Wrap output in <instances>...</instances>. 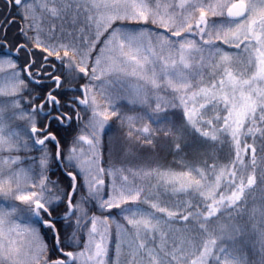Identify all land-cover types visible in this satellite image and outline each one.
Listing matches in <instances>:
<instances>
[{"label": "snow or ice", "instance_id": "1", "mask_svg": "<svg viewBox=\"0 0 264 264\" xmlns=\"http://www.w3.org/2000/svg\"><path fill=\"white\" fill-rule=\"evenodd\" d=\"M3 7L23 21V40L9 47V15L0 25V264H264V210L248 217L251 234L244 211L257 185L264 191V0ZM122 98L142 111H122ZM113 118L120 134L106 143ZM158 147L179 170L148 158Z\"/></svg>", "mask_w": 264, "mask_h": 264}, {"label": "trees", "instance_id": "2", "mask_svg": "<svg viewBox=\"0 0 264 264\" xmlns=\"http://www.w3.org/2000/svg\"><path fill=\"white\" fill-rule=\"evenodd\" d=\"M11 15L16 17V19L14 20V22L8 27V40L10 41L9 46L11 47L12 44H14L16 41L23 40V36L21 35V33L19 32V27L23 24V21L19 18V16L17 15L16 11L14 9H9V10H5V8L3 7V0H0V25H3L6 21V18ZM163 31V30H160ZM105 35H107V33H105ZM101 40H103V37L101 38ZM100 45H97V48H99ZM230 51H233L230 49ZM45 55V53H41L39 50H35V54H34V58L36 59L37 64L41 63V59L42 57ZM93 55H95V53H93ZM54 57H50V61L53 60ZM27 59V57L21 53L19 60L21 63H23L25 60ZM241 71H244V67L243 65L239 66ZM42 87V86H41ZM73 87L78 88L79 85H73ZM119 104L124 105L125 107L122 109V111L128 112L129 108L135 107L137 110L142 111V108L139 105H130L128 104L127 99L122 98L119 102ZM129 115H132L134 113L132 112H128ZM23 122L22 121H18L17 125H22ZM109 129H111V131L109 132ZM106 137H105V142H110L112 140H114L116 138V136H118L120 134V125L117 123L116 119L113 118V120L109 121V127L106 128ZM18 155L21 156V158L23 159L25 156L27 155H32V156H38L39 153L38 152H30V153H25L23 151H21L20 153H18ZM154 164L159 165L161 168H167V167H171L175 170H179L180 168V160L177 158V156L169 151V150H162L161 148H156L154 150V153L149 154L148 157ZM104 159H107V156L104 157ZM246 161H247V157H245ZM221 163H223V158L221 157ZM25 166L27 165L28 161H24ZM103 163V161H102ZM52 179H57L59 181H61L63 183L64 186L67 185V181L64 180L59 174H57V176H53ZM253 210H255V215H254V220H259L260 218V210H264V191H262L260 189V186L257 185V188L255 190H253V193L251 196L248 197V204H247V208L244 210L245 211V227L248 229L249 233H252V224H253V220L248 219V217L250 215H252ZM63 211V209H61V212ZM117 210H113L112 215H115ZM116 222L117 223H123V221L120 219V217L116 216ZM111 223V234H112V239L115 242L118 238L116 236V223L110 222ZM222 223L227 224V220L222 221ZM243 223V222H242ZM187 222H173L172 224V228L174 230H178L181 229L182 225H186ZM190 227V226H189ZM181 235L180 232L178 231H173L171 232V236L173 239L178 238ZM41 237L44 239V241L46 243L51 242L52 240V233L47 230V229H41ZM71 250V249H70ZM124 251V250H123ZM127 250H125L124 252H126ZM110 257L114 256V252H113V246L110 245V252H109ZM250 255V253H249ZM121 260H123V255L121 256Z\"/></svg>", "mask_w": 264, "mask_h": 264}, {"label": "flooded vegetation", "instance_id": "3", "mask_svg": "<svg viewBox=\"0 0 264 264\" xmlns=\"http://www.w3.org/2000/svg\"><path fill=\"white\" fill-rule=\"evenodd\" d=\"M10 47V46H9ZM49 60H50V58H49ZM52 63H56V65H57V67H56V71L57 72H59L60 71V64H59V62H56L55 61V58H53V60L51 61ZM49 82L47 81V78H45V80H44V84L43 85H41V86H44V85H47Z\"/></svg>", "mask_w": 264, "mask_h": 264}, {"label": "rangeland", "instance_id": "4", "mask_svg": "<svg viewBox=\"0 0 264 264\" xmlns=\"http://www.w3.org/2000/svg\"><path fill=\"white\" fill-rule=\"evenodd\" d=\"M102 38V37H101ZM127 247H128V241L125 240L123 243H122V252H124L125 250H127ZM124 250V251H123Z\"/></svg>", "mask_w": 264, "mask_h": 264}]
</instances>
